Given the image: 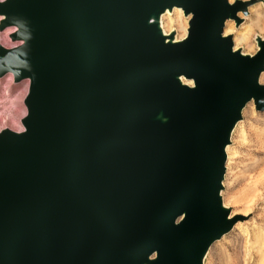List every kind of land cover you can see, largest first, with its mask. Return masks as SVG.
<instances>
[{
  "label": "water",
  "instance_id": "obj_1",
  "mask_svg": "<svg viewBox=\"0 0 264 264\" xmlns=\"http://www.w3.org/2000/svg\"><path fill=\"white\" fill-rule=\"evenodd\" d=\"M255 2L0 4L24 41L0 44V76L31 80L24 130L0 132V264H203L241 217L225 145L249 100L264 110V40L244 54L223 34ZM174 6L192 14L179 42Z\"/></svg>",
  "mask_w": 264,
  "mask_h": 264
},
{
  "label": "rangeland",
  "instance_id": "obj_2",
  "mask_svg": "<svg viewBox=\"0 0 264 264\" xmlns=\"http://www.w3.org/2000/svg\"><path fill=\"white\" fill-rule=\"evenodd\" d=\"M255 1L249 8L248 15L241 13L245 19L238 27L233 19L226 25V28L228 25L233 27L226 33H233L236 46H242L244 51L249 53H255L258 49L255 41L257 33L264 35V3L262 0ZM176 10L172 14L164 15V27L167 31L176 28L179 37L182 33L186 36L189 19L185 17L182 9L178 15ZM167 17H179L183 20L185 29L180 30L177 24L168 27L165 23ZM11 31L12 29H7L0 32V43L9 47L14 45L9 38ZM241 36L246 38V42L239 41ZM6 80L11 81L10 93ZM20 84L14 83L13 78L6 76L1 85L0 128L2 125H5L4 128L10 127L15 130L24 128L21 120L27 113L24 99L28 92L21 101L25 112L23 114L21 110L17 115L19 124L9 122L11 105L19 92L14 85ZM250 106L253 109L252 113L247 112ZM243 115L244 118L234 131L233 142L228 148L229 157L223 191L225 203L233 207V214L241 217L230 233L213 244L206 264H264V110L258 109L252 101L245 108Z\"/></svg>",
  "mask_w": 264,
  "mask_h": 264
},
{
  "label": "bare ground",
  "instance_id": "obj_3",
  "mask_svg": "<svg viewBox=\"0 0 264 264\" xmlns=\"http://www.w3.org/2000/svg\"><path fill=\"white\" fill-rule=\"evenodd\" d=\"M263 1V0H262ZM230 2H235V0L234 1H231L230 0ZM263 3H264V1H263ZM175 9H177L176 11V13H177V15L179 14V12H181L180 10L182 9L183 10V8H181V7H178V6H174L173 7V9H167L163 14H161V18H160V21H161V28H162V30H163V32H164V34L168 37L167 38V41H173V42H179V41H182V40H184V39H186V37H187V35H188V32H189V27H188V31H187V35L185 36V33H182L181 34V37H179L178 36V32H177V29L176 28H174V29H172L171 31H167L166 29H165V27H164V21H163V17H164V15L165 14H167V13H169V14H172L173 12H174V10ZM183 13H184V10H183ZM241 13L242 12H239V16L243 19V21H244V17L243 16H241ZM0 15H4V14H0ZM184 15H185V13H184ZM191 15L192 14H189L188 16H186L185 15V17H187L188 19H190L191 18ZM230 20H232V19H228L227 21H226V23H225V27H224V32H223V34H224V36H227V35H229V34H233V33H226V32H228V31H231L232 29H233V27H232V25H228L227 26V28H226V25H227V23H228V21H230ZM234 20V19H233ZM166 25L168 26V27H171L173 24H177L178 26H179V29L180 30H184L185 29V27L183 26L184 25V23H183V20H181L179 17H175V18H172V17H167V20H166ZM4 24H3V21H0V32H4V31H6L7 29H12V31L9 33V38H10V41L12 42V43H14V45L13 46H11V47H9V46H6V45H4V44H2V43H0V44H2L3 46H5V47H7V48H15V47H19V46H21L23 43H24V41H23V39H12L11 38V35L12 34H16L18 31H19V27L17 26V25H6L5 27H2ZM225 28H226V30H225ZM176 32L175 33V35H174V37L173 38H169V36L173 33V32ZM257 35H260L261 37H262V39L264 40V35H262V34H259V33H257ZM256 35V36H257ZM234 36V35H233ZM256 36H255V38H256ZM242 37V36H241ZM239 38V41L240 42H246V38L243 36L242 38ZM5 39V38H4ZM5 41H7L6 39H5ZM256 41V45H257V51L255 52V53H249V52H245L244 51V48L241 46V47H237L236 46V44H235V40H234V49L235 50H238V49H242L243 50V52H244V54H252V55H255L256 53H258V51L261 49V46H260V44H259V41L258 40H255ZM248 44H250V43H248ZM263 72H264V69L261 71V73H260V75H259V78H258V80H259V82H260V84H264L263 83V80H264V76L262 77V75H263ZM6 76H10V79L11 78H13V80H14V83H17L16 81H15V76H14V74H13V72H11V71H7V72H5V74L4 75H2V76H0V99H1V85H2V83H4V79H5V77ZM182 78V80H183V82L184 83H186V84H189V85H191V86H194L195 85V83H194V80L193 79H186L184 76H182L181 77ZM7 81V80H6ZM11 83V81H7L6 82V86H7V88L9 87V90H8V92L10 91V89L12 88V85L10 84ZM18 83H21L20 85H14V88H16V90H18L19 92H18V94L15 96V100H14V102H12V105H11V108H12V110L10 111V118H9V122L12 124H19V121H18V119H17V115H19L20 114V112H21V110H22V113L24 114V112H25V110H23V106H22V98L24 97V95L26 94V92H28L27 93V95H26V97H25V99H24V103H25V100H26V98H27V96H28V94H29V89H30V84H31V80H30V78H23L22 80H20V81H18ZM28 83H29V89H28ZM28 90V91H27ZM10 93V92H9ZM6 95V94H5ZM253 101V104L255 103V100H254V98H252L251 100H249L245 105H244V107H243V109H242V116H241V118H239L237 121H236V124H235V126L232 128V131H231V134H230V141H229V143H227L226 145H225V151H226V156H227V160H226V163H225V167H226V170H225V173H224V179H223V181H222V189L220 190V195L222 196V200H223V204H224V206L226 207V208H231L232 210H231V214L229 215L230 217H233V216H235L236 214H233V207L232 206H229V205H227L226 203H225V200H224V195H223V191H224V189H225V184H224V182H225V178H226V173H227V161H228V157H229V155H228V148H229V146L232 144V142H233V140H232V138H233V134H234V131L236 130V128H237V126H238V124L240 123V121H242L243 120V118H244V110H245V108L247 107V105L250 103V102H252ZM256 104V103H255ZM25 105H26V103H25ZM26 108H27V106H26ZM253 111V109H252V106H250V108H248L247 109V112L248 113H252V111ZM28 115V109H27V113H26V115L25 116H27ZM24 116V117H25ZM23 117V118H24ZM22 118V119H23ZM21 122H22V120H21ZM23 124V123H22ZM5 127V125H2V127L0 128V129H2V128H4ZM21 127V126H20ZM23 127H24V125H23ZM6 128H10V127H6ZM5 129V128H4ZM10 129H12V128H10ZM3 130V129H2ZM1 130V131H2ZM13 130H15V129H13ZM22 130H24V128L22 129ZM22 130H15V131H22ZM0 131V132H1ZM180 221V218L178 219V222ZM235 227V226H234ZM234 229V228H233ZM232 229V230H233ZM232 230H230L229 232H226V233H224L220 238H217L215 241H213L212 243H210L209 245H208V247H207V249H206V251H205V253H204V256L202 257V262H203V264H206V258H207V256H208V254H209V251H210V249H211V247L213 246V244L214 243H216L217 241H219L220 239H222L225 235H227L228 233H230Z\"/></svg>",
  "mask_w": 264,
  "mask_h": 264
},
{
  "label": "clouds",
  "instance_id": "obj_4",
  "mask_svg": "<svg viewBox=\"0 0 264 264\" xmlns=\"http://www.w3.org/2000/svg\"><path fill=\"white\" fill-rule=\"evenodd\" d=\"M3 3H5V0H0V4H3ZM6 18H7L6 15H0V21H3Z\"/></svg>",
  "mask_w": 264,
  "mask_h": 264
}]
</instances>
